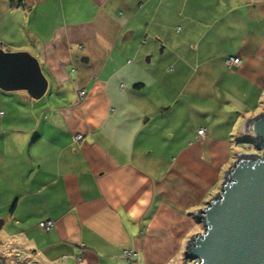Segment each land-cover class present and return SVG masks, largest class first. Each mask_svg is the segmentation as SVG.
<instances>
[{
  "label": "crops",
  "instance_id": "1",
  "mask_svg": "<svg viewBox=\"0 0 264 264\" xmlns=\"http://www.w3.org/2000/svg\"><path fill=\"white\" fill-rule=\"evenodd\" d=\"M0 46L49 78L0 88L7 237L50 264L184 261L264 103V0H0Z\"/></svg>",
  "mask_w": 264,
  "mask_h": 264
},
{
  "label": "water",
  "instance_id": "2",
  "mask_svg": "<svg viewBox=\"0 0 264 264\" xmlns=\"http://www.w3.org/2000/svg\"><path fill=\"white\" fill-rule=\"evenodd\" d=\"M48 87L37 55L0 46L1 89L41 98ZM243 131L255 150L238 152L221 189L197 209L204 230L190 236L182 264H264V109L246 118Z\"/></svg>",
  "mask_w": 264,
  "mask_h": 264
},
{
  "label": "rangeland",
  "instance_id": "3",
  "mask_svg": "<svg viewBox=\"0 0 264 264\" xmlns=\"http://www.w3.org/2000/svg\"><path fill=\"white\" fill-rule=\"evenodd\" d=\"M260 107H258L257 111H262L264 108V103H260ZM235 151H254V147L248 146L246 143H235L234 145ZM237 156L238 153H235ZM223 184V183H222ZM221 189V188H220ZM219 189V190H220ZM219 190H216L213 194L215 195ZM196 213V209L194 211ZM195 227L196 231H203V223L199 221L197 218L195 219ZM0 228V264H50L45 260H41L35 257L32 251L25 249L22 242H18L17 240L13 241L11 238L7 237L6 229ZM196 233V232H195ZM177 264H182L180 259H175ZM179 262V263H178Z\"/></svg>",
  "mask_w": 264,
  "mask_h": 264
},
{
  "label": "built area",
  "instance_id": "4",
  "mask_svg": "<svg viewBox=\"0 0 264 264\" xmlns=\"http://www.w3.org/2000/svg\"><path fill=\"white\" fill-rule=\"evenodd\" d=\"M225 60H226V63L230 67H232L234 65H240L242 63V58L240 56H236V55H227ZM80 93H81V95H84L85 90H81ZM198 132L200 135H204L205 128L200 127L198 129ZM78 136L81 137L82 135L79 134ZM39 224H40L41 228L48 230L55 224V220L52 218H47V219L41 220ZM124 255L127 257V259L130 262H134V261H136L135 259H136L137 251L135 249H132V248H127L124 250Z\"/></svg>",
  "mask_w": 264,
  "mask_h": 264
}]
</instances>
